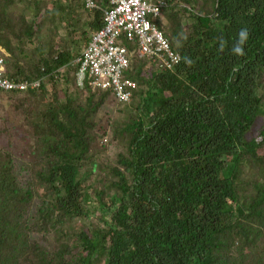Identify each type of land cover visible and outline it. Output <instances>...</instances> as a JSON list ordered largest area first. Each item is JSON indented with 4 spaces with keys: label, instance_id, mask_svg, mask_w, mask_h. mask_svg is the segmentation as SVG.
Here are the masks:
<instances>
[{
    "label": "trees",
    "instance_id": "trees-1",
    "mask_svg": "<svg viewBox=\"0 0 264 264\" xmlns=\"http://www.w3.org/2000/svg\"><path fill=\"white\" fill-rule=\"evenodd\" d=\"M153 1L164 3L155 23L179 61L170 69L122 38L124 78L136 85L122 101L88 76L78 82L101 9L0 0L7 76H47L36 90L0 89L34 139L31 161L0 147V264H264V0ZM54 21L64 37L35 59L25 48ZM111 100L125 113L112 128L125 151L108 166L94 147Z\"/></svg>",
    "mask_w": 264,
    "mask_h": 264
},
{
    "label": "built area",
    "instance_id": "built-area-1",
    "mask_svg": "<svg viewBox=\"0 0 264 264\" xmlns=\"http://www.w3.org/2000/svg\"><path fill=\"white\" fill-rule=\"evenodd\" d=\"M74 1V0H70ZM87 9H101L104 13V25L92 35V39L76 60L79 62L78 82L88 76L95 86L112 89L119 100L131 98L130 88L136 85L124 78V72L130 64V54L122 38L137 39L139 55L160 61L168 68H173L179 61L164 32L155 23L160 17L163 1L153 0H111L104 8L101 0H82ZM7 51L0 46V89L1 90H36L42 80H14L6 74ZM58 76V75H57Z\"/></svg>",
    "mask_w": 264,
    "mask_h": 264
},
{
    "label": "rangeland",
    "instance_id": "rangeland-1",
    "mask_svg": "<svg viewBox=\"0 0 264 264\" xmlns=\"http://www.w3.org/2000/svg\"><path fill=\"white\" fill-rule=\"evenodd\" d=\"M24 8H18V11H22ZM26 10V9H25ZM32 9L27 10V14L31 15ZM32 17V16H31ZM163 22L166 24L167 20L165 17H161ZM57 22V21H56ZM55 21L54 22H45L41 26V36L35 38L33 44H28L27 48H25L30 55H32L35 59L38 58V54L35 53V49L37 46L43 45L47 47L49 40L52 38L55 42L59 41L61 37H64L65 31L60 29L59 32L56 33ZM52 89L51 87L49 88ZM119 106L115 100H111L102 107L100 114L101 124L107 126L108 134L105 136L103 140L98 139L97 146L94 147V152L97 157L104 164L108 166H113L117 163L118 154L125 151V143L121 140V138H116L113 135L112 128L113 122H116L122 119V116L125 113L120 114L117 110ZM27 120L26 114L21 111H15L12 106V98L7 93H0V147L5 149L6 151L11 152L17 160H29L32 159V149L34 144V139L32 136V122ZM263 124L260 125V129ZM259 129V130H260ZM101 141V142H100ZM264 153V151H263ZM246 181L251 179L254 181L256 178V174L252 173L248 168H244ZM249 191L252 189V185L249 186ZM95 221L94 218L86 220L85 222L91 223ZM83 221L80 223L79 221H75L73 223L74 228H81ZM104 260H101L99 264H103Z\"/></svg>",
    "mask_w": 264,
    "mask_h": 264
},
{
    "label": "clouds",
    "instance_id": "clouds-1",
    "mask_svg": "<svg viewBox=\"0 0 264 264\" xmlns=\"http://www.w3.org/2000/svg\"><path fill=\"white\" fill-rule=\"evenodd\" d=\"M248 38V33L246 29H242L239 33V39L237 43L233 46V53L236 55H244L243 45Z\"/></svg>",
    "mask_w": 264,
    "mask_h": 264
}]
</instances>
